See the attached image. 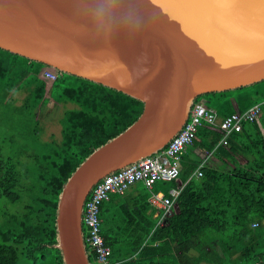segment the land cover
<instances>
[{
    "label": "trees",
    "instance_id": "1",
    "mask_svg": "<svg viewBox=\"0 0 264 264\" xmlns=\"http://www.w3.org/2000/svg\"><path fill=\"white\" fill-rule=\"evenodd\" d=\"M47 68L0 48V264H64L54 244L65 183L96 147L124 131L144 109L141 100L80 76L54 69L57 78L51 80ZM20 92L25 96L19 101ZM203 99L223 119L264 101V81L197 101ZM51 102L77 104L60 119V139L45 137L38 115ZM234 132L224 145L221 132L201 127L182 157L179 177L155 183L160 196L181 189L164 222L159 223L152 192L142 182L135 193H112L104 201L102 233L114 262L264 264V106L259 117ZM207 153L231 169L208 164ZM199 168L202 176L195 174ZM84 232L87 236L85 227ZM87 245L91 263L99 264Z\"/></svg>",
    "mask_w": 264,
    "mask_h": 264
},
{
    "label": "water",
    "instance_id": "2",
    "mask_svg": "<svg viewBox=\"0 0 264 264\" xmlns=\"http://www.w3.org/2000/svg\"><path fill=\"white\" fill-rule=\"evenodd\" d=\"M0 48L144 103L59 195L54 246L64 264H92L83 213L94 185L164 149L199 97L264 81V0H0Z\"/></svg>",
    "mask_w": 264,
    "mask_h": 264
},
{
    "label": "built area",
    "instance_id": "3",
    "mask_svg": "<svg viewBox=\"0 0 264 264\" xmlns=\"http://www.w3.org/2000/svg\"><path fill=\"white\" fill-rule=\"evenodd\" d=\"M45 76L55 80L57 72L52 68H47ZM263 106L264 101L256 103L243 113H234L222 119L216 108L209 106L205 101L197 102L184 128L163 151L112 172L98 181L85 202L83 213V225L88 232L87 236L84 234L85 242L86 245L89 243L96 251L97 262L99 264H117L110 257L111 249L105 242L101 219V207L112 193L124 194L131 186L142 182L152 192L150 202L156 207V214L161 215L159 223H162L165 217L172 214L173 203L181 189L172 187L167 196H160L153 191V187L158 180L169 181L180 174L182 156L196 139L199 129L206 126L221 132L223 135L221 143L229 145L232 133L241 131L245 121L253 122L259 117ZM195 174L202 176L203 171L199 168Z\"/></svg>",
    "mask_w": 264,
    "mask_h": 264
},
{
    "label": "rangeland",
    "instance_id": "4",
    "mask_svg": "<svg viewBox=\"0 0 264 264\" xmlns=\"http://www.w3.org/2000/svg\"><path fill=\"white\" fill-rule=\"evenodd\" d=\"M25 96V92H20L16 94V97L18 100H22V98ZM77 107V104L73 102H68L67 104L65 103H54L51 102L49 105L45 106L43 109L38 111V115L42 118L44 126H45V137L47 139H51L52 137H55L57 139H60L62 137L61 135V123L60 119L63 116L64 112L68 108H75ZM207 157L209 158L210 161H213V163L218 167V168H224L225 170L231 169V166L228 162L220 160L217 161L213 154L207 153ZM213 165V164H211ZM213 165V166H215Z\"/></svg>",
    "mask_w": 264,
    "mask_h": 264
},
{
    "label": "bare ground",
    "instance_id": "5",
    "mask_svg": "<svg viewBox=\"0 0 264 264\" xmlns=\"http://www.w3.org/2000/svg\"><path fill=\"white\" fill-rule=\"evenodd\" d=\"M232 95H233V94H232ZM197 100H198V99H197ZM200 101H205V102H206V100H204V99H203V100H200ZM200 101H199V102H200ZM197 102H198V101H196V102L194 103V105H195ZM194 105H193V107H194ZM210 106H211V105H210ZM213 106H214V105H213ZM247 109H248V108H247ZM192 110H193V108H192ZM191 112H192V111H191ZM240 113H241V112H240ZM189 118H190V117H189ZM188 120H189V119H188ZM187 122H188V121H187ZM245 126H246V125H245ZM183 128H184V127H183ZM183 128H182V129H183ZM234 133H235V132H234ZM238 133H239V132H238ZM176 135H177V134H176ZM176 135H175V136H176ZM175 136H174V137H175ZM174 137H173V138H174ZM173 138H172V139H173ZM172 139H171V140H172ZM170 142H171V141H170ZM170 142H169V143H170ZM169 143H168V145H169ZM168 145H167V146H168ZM191 145H192V144H191ZM167 146H166V147H167ZM166 147H165V148H166ZM165 148H164V149H165ZM189 148H190V147H189ZM164 149H162L161 151H163ZM189 150H190V149H189ZM161 151H159V152H161ZM159 152H158V153H159ZM156 154H157V153H156ZM153 155H155V154H153ZM151 156H152V155H151ZM182 157H183V156H182ZM144 159H145V158H144ZM196 160H197V159H196ZM207 160H208V159H207ZM181 161H182V159H181ZM197 166H198V165H197ZM181 169H182V168H181ZM223 169H224V168H223ZM202 170H203V168H202ZM109 174H110V173H109ZM183 174H184V173H183ZM218 175H219V174H218ZM221 176H222V175H221ZM178 177H179V176H177V178H178ZM175 179H176V178H175ZM192 179H193V178H192ZM218 179H219V178H218ZM226 179H228V177H227ZM177 180H178V179H177ZM190 180H191V179H190ZM172 181H173V180H172ZM174 181H175V180H174ZM223 182H224V181H223ZM159 184H160V183H159ZM188 185H189V184H188ZM117 194H118V193H117ZM130 221H131V220H130ZM163 222H164V221H163ZM118 225H119V224H118ZM145 226H146V225H145ZM105 227H107V226H105ZM105 229H106V228H105ZM140 229H141V228H140ZM127 231H128V229H127ZM133 231H134V230H133ZM115 232H116V231H115ZM132 233H134V232H132ZM151 236H152V235H151ZM147 237H148V236H147ZM120 238H121V237H120ZM112 240H113V239H112ZM121 240H122V239H121ZM109 241H110V240H109ZM126 241H127V240H126ZM154 241H155V240H154ZM138 242H139V241H138ZM109 244H110V243H109ZM112 244H113V243H112ZM120 244H121V243H119V245H120ZM142 244H143V243H142ZM87 246H88V245H87ZM164 248H165V247H164ZM123 252H124V251H123ZM144 252H145V251H144ZM147 252H148V251H147ZM126 253H127V252H126ZM163 257H164V256H163ZM160 258L162 259V257H160ZM142 259H143V258H142ZM165 259H166V258H165ZM165 259H163V260H165ZM117 260H118V259H117Z\"/></svg>",
    "mask_w": 264,
    "mask_h": 264
},
{
    "label": "crops",
    "instance_id": "6",
    "mask_svg": "<svg viewBox=\"0 0 264 264\" xmlns=\"http://www.w3.org/2000/svg\"><path fill=\"white\" fill-rule=\"evenodd\" d=\"M212 154V153H211ZM212 156H214V158H216V160L217 161H219L220 162V160H219V158H217L214 154L212 155ZM210 158V157H209ZM209 158H208V160L206 159V161H207V163L208 164H213V165H215L214 163H213V161H210L209 160ZM215 167H217L216 165H215ZM218 168V167H217ZM222 169V168H221ZM225 170V169H224ZM140 185V183H136V184H134L133 186H131L130 188H129V190H127V192H130V193H135L136 191H137V189H138V186Z\"/></svg>",
    "mask_w": 264,
    "mask_h": 264
},
{
    "label": "clouds",
    "instance_id": "7",
    "mask_svg": "<svg viewBox=\"0 0 264 264\" xmlns=\"http://www.w3.org/2000/svg\"><path fill=\"white\" fill-rule=\"evenodd\" d=\"M101 11H104L105 9H104V6H101V9H100Z\"/></svg>",
    "mask_w": 264,
    "mask_h": 264
}]
</instances>
